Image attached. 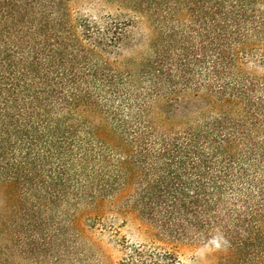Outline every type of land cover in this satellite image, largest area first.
<instances>
[{
    "label": "trees",
    "instance_id": "obj_1",
    "mask_svg": "<svg viewBox=\"0 0 264 264\" xmlns=\"http://www.w3.org/2000/svg\"><path fill=\"white\" fill-rule=\"evenodd\" d=\"M70 2L0 0V264L122 201L264 264V0H104L123 13L97 19Z\"/></svg>",
    "mask_w": 264,
    "mask_h": 264
},
{
    "label": "rangeland",
    "instance_id": "obj_2",
    "mask_svg": "<svg viewBox=\"0 0 264 264\" xmlns=\"http://www.w3.org/2000/svg\"><path fill=\"white\" fill-rule=\"evenodd\" d=\"M71 9L76 17L94 19L99 16L117 15L116 4L104 0H71ZM126 14V13H124ZM129 35L148 34L147 22L134 17ZM264 74V68H255ZM66 233L54 241L53 251L43 245L41 238L24 239V252L15 264H124L133 246H145L159 253H171L177 264H263L261 252H220L207 245L190 240L175 241L166 238L158 228L133 209H124V202H117L100 217H87L82 232L73 239L74 229L64 224Z\"/></svg>",
    "mask_w": 264,
    "mask_h": 264
}]
</instances>
